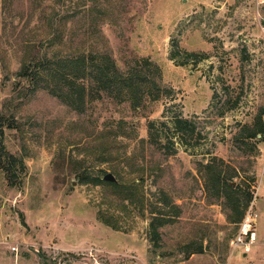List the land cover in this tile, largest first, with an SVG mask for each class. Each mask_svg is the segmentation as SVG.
Wrapping results in <instances>:
<instances>
[{
    "label": "rangeland",
    "instance_id": "obj_1",
    "mask_svg": "<svg viewBox=\"0 0 264 264\" xmlns=\"http://www.w3.org/2000/svg\"><path fill=\"white\" fill-rule=\"evenodd\" d=\"M0 138V264H264V0H0Z\"/></svg>",
    "mask_w": 264,
    "mask_h": 264
},
{
    "label": "trees",
    "instance_id": "obj_2",
    "mask_svg": "<svg viewBox=\"0 0 264 264\" xmlns=\"http://www.w3.org/2000/svg\"><path fill=\"white\" fill-rule=\"evenodd\" d=\"M77 67H78V65H77ZM31 68H32L31 65H27V66H25V69L21 71L20 77L23 80L27 79L28 77H31L33 79L34 76L38 75V70L40 69L39 66H36L35 71H32V72L29 71ZM28 72H30V73H28ZM101 73H102V71H101ZM101 77H102V75H101ZM107 80H108L107 77L106 78L103 77L98 82L102 84L104 81L106 82ZM131 86H132V88H134L136 86L135 82H133V85H131ZM83 91H84V89L82 88V92ZM58 97L60 99L64 100L65 102L72 104V99H71L72 97L70 94L68 96L67 93H65V92L63 93V91H62V94H60ZM76 98L77 99H75V100H77V102H79L78 105L84 103V95L83 94L77 95ZM183 125L184 126L188 125V123L186 121H182V120L177 121V128L181 129ZM161 127H162V125H161ZM148 128H149L150 142L154 145H160V143H162V140H164V138H165L164 130L160 131L155 122L150 123ZM259 132L262 133L263 131L260 130ZM4 150H5V147L3 145L2 139L0 138V169L3 172H5V174H7L8 178H10L12 180L13 178H16V169H15L16 158L14 156L13 157L8 156ZM10 160H12L13 163ZM226 185H227V187L232 188L231 186H229L228 183ZM248 203H250V200ZM155 234L157 235L156 231H155Z\"/></svg>",
    "mask_w": 264,
    "mask_h": 264
},
{
    "label": "built area",
    "instance_id": "obj_3",
    "mask_svg": "<svg viewBox=\"0 0 264 264\" xmlns=\"http://www.w3.org/2000/svg\"><path fill=\"white\" fill-rule=\"evenodd\" d=\"M257 224L258 215L253 207H250L239 225L237 234L232 238L231 248L234 252L241 251L248 255L253 250L258 242ZM11 250L14 253L18 252L17 247H12Z\"/></svg>",
    "mask_w": 264,
    "mask_h": 264
},
{
    "label": "water",
    "instance_id": "obj_4",
    "mask_svg": "<svg viewBox=\"0 0 264 264\" xmlns=\"http://www.w3.org/2000/svg\"><path fill=\"white\" fill-rule=\"evenodd\" d=\"M104 180L105 181H108V182H111V183H115V184H117V179L114 177V175H112V174H108V175H106L105 177H104ZM234 185V184H233ZM246 256V255H245ZM46 264H57L56 262H54V261H46Z\"/></svg>",
    "mask_w": 264,
    "mask_h": 264
}]
</instances>
